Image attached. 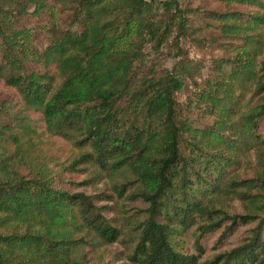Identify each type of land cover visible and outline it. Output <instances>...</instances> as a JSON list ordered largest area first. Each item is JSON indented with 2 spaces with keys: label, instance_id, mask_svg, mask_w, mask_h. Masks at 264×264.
<instances>
[{
  "label": "trees",
  "instance_id": "obj_1",
  "mask_svg": "<svg viewBox=\"0 0 264 264\" xmlns=\"http://www.w3.org/2000/svg\"><path fill=\"white\" fill-rule=\"evenodd\" d=\"M216 1L233 7L208 12L219 22L222 48L243 47L214 59L213 77L192 103L213 121L197 127L176 96L200 65L181 60L160 73L135 65L145 43L161 39L147 0H0V264H87L88 234L104 243L117 238L93 197L77 191L83 182L62 177L79 162L108 174L129 171L144 186L136 196L146 216L131 264H264V156L252 178L231 170L235 146L264 148V0ZM43 15L36 47L32 19ZM53 136L86 150L55 170L30 152ZM232 192L252 209L219 221L211 197ZM197 218L206 223L196 226L192 248H176L172 233ZM250 223L241 244L200 259L203 236L222 228L220 242Z\"/></svg>",
  "mask_w": 264,
  "mask_h": 264
},
{
  "label": "rangeland",
  "instance_id": "obj_2",
  "mask_svg": "<svg viewBox=\"0 0 264 264\" xmlns=\"http://www.w3.org/2000/svg\"><path fill=\"white\" fill-rule=\"evenodd\" d=\"M147 1L152 5L154 31L161 39L156 41L154 38L147 41L142 51V59L135 65L140 67L142 72L160 73L166 68L170 69L181 60L197 62L201 67L200 74L195 77V81L185 79L176 98L180 103L182 116L189 119L192 125L203 127L210 124L213 121L212 118L200 113L198 108L192 104L194 102L199 104V101L195 99V94L200 91V87L204 88V81L213 77L209 70L214 59L225 57L228 52L241 51L243 46H238L240 42L234 40L235 44H231L228 49L222 48L221 41L224 39L219 37V22L208 12L222 13L233 7L227 8L216 0H175V7L166 5L172 0ZM56 17L60 22L63 16L59 13ZM47 18V15H43L41 20L32 19L34 21L32 31H34L31 34V43L34 46L43 44L42 37L47 27L45 22ZM175 22L177 24H174ZM181 25H185V30L178 28ZM132 35L133 32H130L128 37L122 40L121 48L127 46L129 38H133ZM208 73L211 77L207 76ZM4 98L5 94L0 90V105ZM235 147L233 157L238 162L233 165L232 172L240 179L254 177L255 172L260 168L257 162L258 154L261 153L264 156V148L258 151L241 145ZM85 150L86 148L72 146L58 136L43 138L41 142H36L30 148L31 157L44 158V161L55 170L59 169V162L65 164ZM182 151L187 153V148H183ZM76 168L78 170L71 174L65 171L62 177L77 182L82 181L83 184L78 186L77 191L91 195L93 202L117 231V238L110 243L97 241L93 233L88 234L81 252L84 260L87 264H131L128 255L138 240L136 227L146 216L144 209L147 205L141 197L136 196L137 190L144 186L135 180L129 171L108 174L91 162H79ZM210 203L218 211L217 219L222 222L227 221L221 218L222 215L244 214L246 207H251L247 200L238 199L233 192L214 195ZM204 223H206L205 220L197 218V224L181 231L177 229L172 233V243L178 249L192 248L195 228L198 224ZM253 225L254 223L239 225L233 231H227L226 238L220 242H215V240L222 228H218L208 236H203L201 238L203 252L200 259L208 260L223 251L238 246ZM75 232L81 234L82 230L79 228Z\"/></svg>",
  "mask_w": 264,
  "mask_h": 264
}]
</instances>
